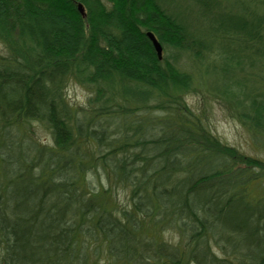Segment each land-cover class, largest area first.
Instances as JSON below:
<instances>
[{
    "label": "trees",
    "instance_id": "obj_1",
    "mask_svg": "<svg viewBox=\"0 0 264 264\" xmlns=\"http://www.w3.org/2000/svg\"><path fill=\"white\" fill-rule=\"evenodd\" d=\"M0 43V264H264V159L185 99L264 140V0H0Z\"/></svg>",
    "mask_w": 264,
    "mask_h": 264
},
{
    "label": "rangeland",
    "instance_id": "obj_2",
    "mask_svg": "<svg viewBox=\"0 0 264 264\" xmlns=\"http://www.w3.org/2000/svg\"><path fill=\"white\" fill-rule=\"evenodd\" d=\"M4 53V48L0 43V54ZM65 94L72 106L80 108L86 104L90 90L85 85L69 78ZM185 99L191 108L204 114L209 129L223 143L233 146L245 154L264 159V140L257 144L253 143L248 131L228 113L221 103L201 94H188ZM34 136L43 142H47L50 138L48 131L39 124H34ZM117 197L121 202L126 201L121 189L117 190ZM167 233L165 232L164 235L166 239L171 236ZM169 239L171 240V238Z\"/></svg>",
    "mask_w": 264,
    "mask_h": 264
},
{
    "label": "water",
    "instance_id": "obj_3",
    "mask_svg": "<svg viewBox=\"0 0 264 264\" xmlns=\"http://www.w3.org/2000/svg\"><path fill=\"white\" fill-rule=\"evenodd\" d=\"M77 9H78L79 13L83 15L84 10H83V7L81 4L77 5ZM148 37L150 38L158 57L161 58L162 57L161 56V54H162L161 45L159 44V42L157 41V39L154 37V35L152 33H148Z\"/></svg>",
    "mask_w": 264,
    "mask_h": 264
},
{
    "label": "bare ground",
    "instance_id": "obj_4",
    "mask_svg": "<svg viewBox=\"0 0 264 264\" xmlns=\"http://www.w3.org/2000/svg\"><path fill=\"white\" fill-rule=\"evenodd\" d=\"M155 37V36H154ZM150 39V38H149ZM154 47V46H153Z\"/></svg>",
    "mask_w": 264,
    "mask_h": 264
}]
</instances>
